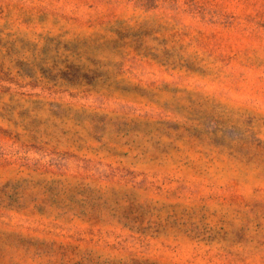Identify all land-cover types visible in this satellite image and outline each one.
I'll return each instance as SVG.
<instances>
[{
  "label": "rangeland",
  "instance_id": "rangeland-1",
  "mask_svg": "<svg viewBox=\"0 0 264 264\" xmlns=\"http://www.w3.org/2000/svg\"><path fill=\"white\" fill-rule=\"evenodd\" d=\"M0 264H264V0H0Z\"/></svg>",
  "mask_w": 264,
  "mask_h": 264
}]
</instances>
